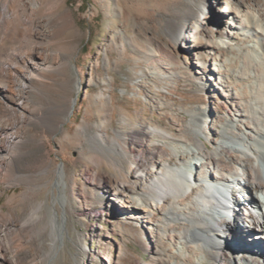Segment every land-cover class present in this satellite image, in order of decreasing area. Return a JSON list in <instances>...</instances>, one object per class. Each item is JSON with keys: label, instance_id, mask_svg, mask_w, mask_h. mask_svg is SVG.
<instances>
[{"label": "bare ground", "instance_id": "1", "mask_svg": "<svg viewBox=\"0 0 264 264\" xmlns=\"http://www.w3.org/2000/svg\"><path fill=\"white\" fill-rule=\"evenodd\" d=\"M187 1L190 7L184 12L175 11L173 17L161 20L162 25L146 27L159 57L149 63L148 77L137 78L135 86L147 92L145 101L152 109L161 110L168 104L154 91L152 79L165 76L179 58L191 59L190 77L215 102L213 110L203 105L187 109L189 119L184 128L175 127L177 133L159 129L141 114L132 124L123 116L120 126L113 128L111 99L96 96L99 133L91 141L104 151L107 165L119 169L112 156L127 159L130 175L139 184L120 188L108 178L103 188L92 192L104 199L110 195L105 211L123 234L131 235L126 221L146 227L150 258L142 264H260L264 261V0H213L216 10L208 6L210 0ZM61 3L0 0V172L10 163L4 182L11 186L22 175L17 154L24 157L33 149L25 127L37 121L62 130L70 114L61 113V106L47 96L45 83L33 84L44 79L42 70L53 66L50 59L62 55L50 48L49 40L74 28L68 10L37 16L43 7L57 11ZM212 16L213 27L208 21ZM161 33L169 44L159 42ZM205 51L208 54L201 59ZM29 103L36 107H28ZM42 173L47 176V169ZM55 174L53 183L41 186L40 199L50 195L33 221L39 230L36 248L46 264H89L64 248L66 206H74L76 200L64 169ZM237 189L246 195L244 201ZM234 199L229 216L228 203ZM114 204L116 212L110 215ZM44 216L48 226L41 231ZM28 228V223H17L0 212V264H20L10 237L13 231ZM76 248L84 254L81 242ZM100 250L96 256L106 264H124L121 250L116 258L103 242Z\"/></svg>", "mask_w": 264, "mask_h": 264}, {"label": "rangeland", "instance_id": "2", "mask_svg": "<svg viewBox=\"0 0 264 264\" xmlns=\"http://www.w3.org/2000/svg\"><path fill=\"white\" fill-rule=\"evenodd\" d=\"M212 1L208 6L216 10L217 5ZM61 4L57 11L43 7L37 16H55L56 13L70 11L74 28L47 43L51 49L70 57L60 55L56 59L51 58L53 66L42 70L44 79L34 80L33 84L45 83L47 96L61 106V113L70 114L62 130L57 126L46 127L37 121H30L25 127V136L32 139L29 146L33 149L22 154L24 157L13 150L22 174L14 185L4 182L10 163L5 172H0V212L4 217L12 216L17 223L29 225L25 231H13L10 237L20 264H46L36 248L40 242L39 230L33 221L42 211L39 207L44 206L50 195V192L46 193L45 200L40 199L42 184L46 181L53 183L55 171L61 167L71 178L69 187L76 200L74 206H66L64 248L75 254L78 260L106 264L96 256L100 254L103 242L113 258L123 252L121 260L124 264H142L150 258L147 247L151 238L146 227L126 221L124 225L131 235L123 234L105 211V200L110 195L104 199L95 197L92 192L93 188H103L104 180L108 178L120 188L127 183L139 184L130 175L127 159L112 156L119 163V169L112 164L107 165L104 151L91 141V136L99 133L95 97L103 94L107 100L111 99L113 128L120 126L123 116L132 124L134 116L141 114L145 120L153 119L159 129L177 133L175 127L184 128L189 119L187 109L203 105L212 111L215 102L190 77L193 69L191 59L179 58L168 67L165 76L152 79L154 91L168 104L162 105L161 110L152 109L145 101L147 92L135 86L137 78L148 77L149 63L159 57L153 35L145 31L146 27L173 17L175 11L184 12L190 3L187 0H62ZM208 21L213 27L214 16ZM157 39L160 43L169 44L165 34L161 33ZM30 41L36 43L35 39ZM207 54L208 51L203 52L200 58ZM57 62L60 65L55 67ZM207 80L205 78L204 81ZM28 107L35 108L36 105L29 103ZM0 111H3L2 107ZM107 132L109 136L114 135L112 129ZM148 144L151 147L152 144ZM46 169L47 176L42 173ZM116 206L109 208L110 215L115 214ZM102 210L104 215L100 216ZM44 211L47 212L46 209ZM58 219L57 216L56 223ZM47 226L46 220L44 226H40L41 231ZM78 241L84 245V254L93 256L92 259L78 253Z\"/></svg>", "mask_w": 264, "mask_h": 264}, {"label": "water", "instance_id": "3", "mask_svg": "<svg viewBox=\"0 0 264 264\" xmlns=\"http://www.w3.org/2000/svg\"><path fill=\"white\" fill-rule=\"evenodd\" d=\"M72 101H74V103H75V99H73Z\"/></svg>", "mask_w": 264, "mask_h": 264}]
</instances>
